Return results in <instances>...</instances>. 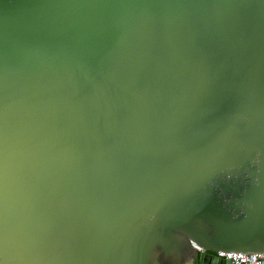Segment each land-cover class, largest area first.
<instances>
[{
    "label": "water",
    "instance_id": "obj_1",
    "mask_svg": "<svg viewBox=\"0 0 264 264\" xmlns=\"http://www.w3.org/2000/svg\"><path fill=\"white\" fill-rule=\"evenodd\" d=\"M264 255V0H0V264Z\"/></svg>",
    "mask_w": 264,
    "mask_h": 264
},
{
    "label": "built area",
    "instance_id": "obj_2",
    "mask_svg": "<svg viewBox=\"0 0 264 264\" xmlns=\"http://www.w3.org/2000/svg\"><path fill=\"white\" fill-rule=\"evenodd\" d=\"M219 256L231 261L232 264H264V255L245 253H219Z\"/></svg>",
    "mask_w": 264,
    "mask_h": 264
}]
</instances>
